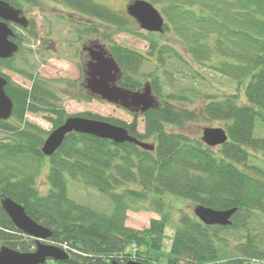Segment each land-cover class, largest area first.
Returning a JSON list of instances; mask_svg holds the SVG:
<instances>
[{
    "label": "trees",
    "instance_id": "16d2710c",
    "mask_svg": "<svg viewBox=\"0 0 264 264\" xmlns=\"http://www.w3.org/2000/svg\"><path fill=\"white\" fill-rule=\"evenodd\" d=\"M4 1L20 8L24 0ZM53 1L119 30L134 24L93 0ZM147 1L164 17V32L176 38L192 62L236 84V93L220 98L204 96L207 102L203 114L210 121L222 123L227 142L209 148L200 140L166 130L168 125L182 127L198 120L195 111L174 105L192 101L196 91L191 89L190 95L165 94L157 66L145 77L158 98V107L140 115L142 132L138 131L134 113L131 122L89 112L74 114L122 126L138 140H152L154 151L128 142L117 144L70 133L52 156L45 157L40 151L44 139L71 115L62 108L55 84L20 70L14 65L15 56L0 59V76L7 80L5 93L14 105L11 118L0 120V133L4 135L0 139V201L4 197L14 200L32 220L51 230L48 241L69 253L66 261L55 264H108L113 260L141 264L264 263V169L252 163L250 153L264 152V138L253 137L256 121L264 123V0ZM95 28L93 24L92 29L83 28L78 36L94 34ZM155 35L148 33L144 39L151 54L157 52V60L163 63L167 55L187 63L171 46L160 45ZM14 40L22 46L23 39L16 33ZM108 52L121 69L118 85L138 91L143 83L140 68L148 58L117 43H111ZM3 69L22 74L29 87L13 83ZM81 87L79 100L94 98ZM240 88L246 99L243 104L238 100ZM28 113H49L51 130L46 132L28 121ZM43 161L48 163V188L42 193L36 177ZM67 178L105 194L111 212L103 213L69 198ZM165 193L182 199L184 204L191 203L192 210L202 205L236 211L231 224L223 227L205 225L181 209L173 218L162 199ZM140 209L152 210L159 218L151 219L143 229L127 226V211ZM169 224L173 225V235L164 252ZM0 244L20 252L33 251L36 246L35 239L14 227L1 206Z\"/></svg>",
    "mask_w": 264,
    "mask_h": 264
},
{
    "label": "rangeland",
    "instance_id": "374dc122",
    "mask_svg": "<svg viewBox=\"0 0 264 264\" xmlns=\"http://www.w3.org/2000/svg\"><path fill=\"white\" fill-rule=\"evenodd\" d=\"M94 2L107 7L108 9L122 15L124 18L131 19L126 13V6L134 0H93ZM20 8L25 16L29 19L30 26L28 29H22L13 26L14 32L22 40V46L15 55L14 65L22 71H28L37 74L40 78L55 84L60 97L61 106L68 115H74L82 112H89L99 115L103 118H114L125 122H131L133 115L131 112L119 107L93 98L88 101L79 100V88L84 87L85 66L88 57L82 50V47L90 45L91 42H97L103 45L107 50L111 43H117L134 50L142 52L150 57L143 62L140 68V77L143 85L149 79L145 75L151 73L157 66V72L160 83L163 86V92L173 94L190 95L191 89L196 91V95L191 98L190 102H174V105L195 111L198 120L195 122H187L182 127L168 125L166 130L169 132H178L185 134L191 138L201 140L202 130L205 127H222L220 121H210L203 114V106L206 104L205 95H217L218 98L224 94L236 93V84L228 77L215 72L208 67L197 65L192 62L189 54L183 46L167 32L156 34L155 38L160 45L168 44L177 54L185 60L169 58L167 55L161 63L157 60V52L149 49V44L144 39L148 32L141 30L138 24L133 20L134 24L123 28L116 27L92 20L75 11L63 6L53 0H41L37 4L22 1ZM157 8V7H156ZM89 22V26L86 25ZM130 22V21H129ZM96 27L94 34H83L78 36V31H83L87 27L92 29ZM166 71V74H164ZM199 73L196 74L195 72ZM9 79L22 87L28 88L29 81L18 72H12L6 69L2 70ZM168 73H172L169 74ZM147 81H144L146 80ZM68 83L74 85L73 89L68 88ZM150 84V83H149ZM88 93V92H87ZM239 103H245L246 99L243 88L238 92ZM47 117H51L49 113L26 114V119L42 130L48 132L51 130V123ZM138 131H143V119L137 115ZM0 133V139L4 138ZM253 137L264 138V123L257 120L253 130ZM147 143H153L152 140H146ZM251 161L255 165H259L264 169V152L250 151ZM48 163H41L40 171L36 177V186L40 192H45L48 188L46 181V173ZM67 195L76 202L87 205L92 209L103 213H110L112 210L111 202L105 194H102L92 187H86L77 180L67 178ZM163 201L169 205V210L173 212L172 217L177 215V209H181L189 215H193L192 204H184L182 199L171 194L165 193L162 196ZM127 219L125 224L131 228H146L151 219H158L159 215L152 210L127 211ZM262 226L259 227L261 229ZM254 231L258 233L260 230ZM166 240L164 242V252L168 251L170 237L173 235V225L169 224L165 229ZM51 243V242H47ZM53 244V243H51ZM2 244H0L1 246ZM264 262V261H263ZM252 264H264L255 263Z\"/></svg>",
    "mask_w": 264,
    "mask_h": 264
},
{
    "label": "water",
    "instance_id": "95a60500",
    "mask_svg": "<svg viewBox=\"0 0 264 264\" xmlns=\"http://www.w3.org/2000/svg\"><path fill=\"white\" fill-rule=\"evenodd\" d=\"M126 13L141 30L149 33L164 32V17L147 0L130 2L126 6ZM13 25L26 29L29 26V20L20 8L0 0V59L12 58L19 51L18 43L12 40L14 33L11 26ZM83 51L88 54L85 88L92 96L140 114L158 107L157 97L153 94L149 83H145L138 91L126 90L117 85L121 69L103 45L93 43L91 46L83 47ZM6 84L7 80L0 76V120L2 121L11 118L14 106L5 93ZM70 133L87 134L117 144L128 142L145 151H154V144L138 140L122 126L101 119L70 116L44 139L40 148L42 155L52 156ZM227 140L228 135L221 127H205L202 130L201 142L209 148L221 146ZM0 206L18 231L36 240L35 249L30 252H20L5 245L0 246V264H45L47 260L64 262L68 259L69 254L66 251L46 243L52 236L51 230L32 220L21 204L4 197L0 201ZM235 211V208L217 210L202 205L193 206V214L205 225L228 226L231 224V217ZM109 264L141 263L133 260L119 263L113 260Z\"/></svg>",
    "mask_w": 264,
    "mask_h": 264
},
{
    "label": "flooded vegetation",
    "instance_id": "af4514ba",
    "mask_svg": "<svg viewBox=\"0 0 264 264\" xmlns=\"http://www.w3.org/2000/svg\"><path fill=\"white\" fill-rule=\"evenodd\" d=\"M77 13V12H76ZM78 15H79V13H77ZM82 15V14H81ZM84 16V15H83ZM27 17V16H26ZM86 25H88L89 26V22L86 24ZM87 56H88V54H86ZM146 58H148V59H151L150 57H148V56H146V55H144ZM88 60H86V62H87ZM87 64V63H86ZM120 78H121V76H120ZM120 78H119V80H120ZM119 80L117 81V85H118V83H119Z\"/></svg>",
    "mask_w": 264,
    "mask_h": 264
}]
</instances>
